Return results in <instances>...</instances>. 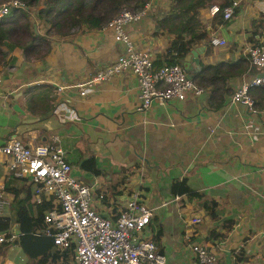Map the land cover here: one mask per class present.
<instances>
[{"label":"crops","instance_id":"obj_1","mask_svg":"<svg viewBox=\"0 0 264 264\" xmlns=\"http://www.w3.org/2000/svg\"><path fill=\"white\" fill-rule=\"evenodd\" d=\"M165 9L164 0H150L144 14L125 28L134 45L153 59L172 37L154 20ZM233 14L216 24L210 5L199 10L208 37L225 40L222 46L191 45L203 46L199 63L243 56L251 21L264 24V0H236ZM35 22L33 28L42 33L44 27ZM7 47V62L0 66V144L10 136L32 144L58 143L74 176L92 186L93 207L103 216L139 198L152 208L150 226L165 264H195L187 250L192 241L203 243L216 264H264V106L250 111L224 95L222 105L211 111L205 107L208 90L202 89L139 111L136 80L128 72L78 94L68 86L92 78L123 51L106 28L51 36L40 58L25 59L19 47ZM260 73L248 62L229 85L233 90ZM43 83L49 86L41 94L47 95L44 101L37 96L27 102V86ZM90 158L96 172L82 166ZM6 159L0 154V216L13 222L11 231L17 211L35 215L38 203L33 183L13 176ZM182 178L199 196L171 194V181ZM193 216L199 221L190 223ZM239 250L242 258L236 261ZM27 263L17 242L0 246V264Z\"/></svg>","mask_w":264,"mask_h":264},{"label":"built area","instance_id":"obj_2","mask_svg":"<svg viewBox=\"0 0 264 264\" xmlns=\"http://www.w3.org/2000/svg\"><path fill=\"white\" fill-rule=\"evenodd\" d=\"M22 6L19 0L1 2L0 19L9 13L10 8ZM235 6L236 0L222 9V21L231 19ZM216 11L218 6L211 5L210 12ZM143 14L144 9L134 12L123 8L109 20L103 28L110 30L113 40L122 45L123 51L99 68L92 78L68 87L76 88L78 94H85L99 80L118 72H128L136 80V110L139 111H146L153 103L183 100L189 91L201 93L202 88L193 83L180 64L155 68L151 53L134 45L125 28ZM208 42L215 46L225 44L224 39L215 35H211ZM243 54L250 65L264 73V46L260 41L248 42ZM250 85H264V75L258 74L250 82L235 87L228 97L229 103L243 104L248 110L255 111L247 93ZM63 87L58 86V90ZM0 154L7 157L6 166L13 176L28 178L33 183L37 203L42 196L46 199L53 197L54 207L44 212L43 221L51 229L53 248L72 247L66 264L166 263L150 226L152 208L134 197L118 208L116 214L103 216L93 207L92 186L74 176L73 167L58 143L32 144L10 136L0 144ZM198 221L196 216L190 218V223ZM14 236L9 230L0 231V246L11 242ZM187 250L195 264H216L215 255L199 241L188 243Z\"/></svg>","mask_w":264,"mask_h":264},{"label":"trees","instance_id":"obj_3","mask_svg":"<svg viewBox=\"0 0 264 264\" xmlns=\"http://www.w3.org/2000/svg\"><path fill=\"white\" fill-rule=\"evenodd\" d=\"M8 0H0L5 2ZM22 7H12L9 13L0 19V66L4 65L9 53L7 46H17L23 58H40L49 49L51 36H65L75 30L89 31L101 29L114 18L123 8L134 12L143 10L150 0H19ZM166 9L155 23L160 30L172 35L167 47L156 54L153 59L154 67L178 64L179 58L191 45L208 41V30L199 18V10L213 5V0H164ZM234 0H222L217 3L218 11L213 13L212 22L219 24L222 21V9L231 5ZM213 3V4H212ZM44 27L42 33L33 28L35 20ZM248 42L264 46V31L260 28L264 24L260 20H252ZM207 43V48H208ZM249 60L244 54L237 60L218 61L215 63H199L198 69L191 72L193 83L208 90L205 107L214 111L224 100V95H230L232 89L229 79L241 75L247 69ZM49 89L47 84H33L27 86L28 101L42 102L45 97L41 94ZM25 93V92H24ZM247 93L252 100L255 111L264 106V85H250ZM40 95V96H39ZM82 166L96 172L91 158L85 160ZM171 194H185L199 196L191 190L185 178L175 179L170 183ZM53 197L45 196L36 206L35 215L27 211H17L15 222L19 224V234L11 242H17L28 258L27 264H66L70 259L69 248H53L51 229L43 221V214L54 207ZM20 210V209H19ZM212 211V209L210 210ZM13 222L0 216V231L8 230ZM38 230V231H37ZM48 230V231H46ZM9 243H5L9 244ZM3 245V244H2ZM235 254V260L241 259L240 252ZM238 255V256H237ZM236 260V261H237Z\"/></svg>","mask_w":264,"mask_h":264},{"label":"water","instance_id":"obj_4","mask_svg":"<svg viewBox=\"0 0 264 264\" xmlns=\"http://www.w3.org/2000/svg\"><path fill=\"white\" fill-rule=\"evenodd\" d=\"M203 46L201 45H195L187 49V51L179 58V63L183 66V68L186 70L188 75L191 73V71H196L199 65V53L202 52ZM260 75H264V73H260ZM11 232L14 235L19 234V224L14 223L11 226Z\"/></svg>","mask_w":264,"mask_h":264},{"label":"clouds","instance_id":"obj_5","mask_svg":"<svg viewBox=\"0 0 264 264\" xmlns=\"http://www.w3.org/2000/svg\"><path fill=\"white\" fill-rule=\"evenodd\" d=\"M208 40H209V37H208ZM208 42V41H207ZM209 43V42H208ZM178 64H180V63H178ZM181 65V64H180ZM182 66V65H181ZM183 67V66H182ZM184 69V68H183ZM185 70V69H184ZM185 72H186V70H185ZM186 74L188 75V73L186 72ZM190 78H191V76H190V74L188 75ZM192 80V79H191Z\"/></svg>","mask_w":264,"mask_h":264},{"label":"rangeland","instance_id":"obj_6","mask_svg":"<svg viewBox=\"0 0 264 264\" xmlns=\"http://www.w3.org/2000/svg\"><path fill=\"white\" fill-rule=\"evenodd\" d=\"M234 14H235V13H234ZM234 14H233V15H234ZM232 18H233V17H232ZM231 20H232V19H231Z\"/></svg>","mask_w":264,"mask_h":264}]
</instances>
